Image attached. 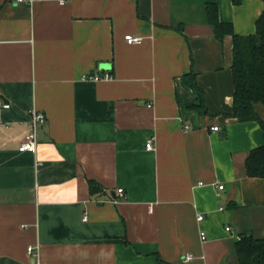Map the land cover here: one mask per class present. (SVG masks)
I'll list each match as a JSON object with an SVG mask.
<instances>
[{"label": "crops", "instance_id": "1", "mask_svg": "<svg viewBox=\"0 0 264 264\" xmlns=\"http://www.w3.org/2000/svg\"><path fill=\"white\" fill-rule=\"evenodd\" d=\"M209 1L255 32L262 0H0V264H33L28 245L41 264H238L237 239L264 237V176L244 162L264 104L263 126L230 114ZM32 108L45 119L19 150Z\"/></svg>", "mask_w": 264, "mask_h": 264}, {"label": "trees", "instance_id": "2", "mask_svg": "<svg viewBox=\"0 0 264 264\" xmlns=\"http://www.w3.org/2000/svg\"><path fill=\"white\" fill-rule=\"evenodd\" d=\"M262 10L257 16L255 32L237 34L230 21H222L218 15L217 4H205L209 23L213 25L214 35L221 40L226 34L232 40V93L231 115L238 120H257L263 126V118L256 110V104H264V0ZM245 172L249 176H264V142L254 146L245 157ZM90 183L91 190L94 186ZM238 264H264V237L241 235L235 242Z\"/></svg>", "mask_w": 264, "mask_h": 264}, {"label": "built area", "instance_id": "3", "mask_svg": "<svg viewBox=\"0 0 264 264\" xmlns=\"http://www.w3.org/2000/svg\"><path fill=\"white\" fill-rule=\"evenodd\" d=\"M18 2H28L31 3L33 0H15ZM124 38L125 41L127 43H134V42H139L141 41L142 37L140 35H132L131 33H126L124 34ZM93 78H111L112 74L108 73V72H104L102 75H98V74H92L91 75ZM0 107H9V102L4 101L0 98ZM45 119V113H43V111L36 109V108H32L30 110V117H29V127L26 131H24V133L22 134L21 137V141L18 145V149L19 150H34L36 148V144H37V131L39 128V125H41L43 123ZM213 130L218 128V125L214 124V126L211 127ZM144 146L146 149H153L154 147V136L148 137L145 140ZM222 184H219L218 187L222 188ZM118 195L122 196V188H118ZM203 217V214H198L197 219H201ZM228 229V227H227ZM206 237L205 232L202 230L200 232V239L204 240ZM27 253L30 255V257L32 258V262L33 264H41L37 259V253H38V249L37 246H32V245H28L27 246ZM182 261H187L189 259H191L193 256L191 254V252H187L184 253L182 256Z\"/></svg>", "mask_w": 264, "mask_h": 264}]
</instances>
